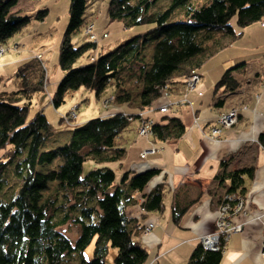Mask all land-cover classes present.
<instances>
[{"label":"trees","instance_id":"16d2710c","mask_svg":"<svg viewBox=\"0 0 264 264\" xmlns=\"http://www.w3.org/2000/svg\"><path fill=\"white\" fill-rule=\"evenodd\" d=\"M68 1V24L58 50L63 76L50 96L52 106L63 104L66 95L80 88L103 100L112 85L117 91L115 104L132 106L131 95L123 90L120 73L124 72L140 80L135 107L139 111H116L75 124L63 143L45 148L52 134L49 121L43 109L29 115L33 97L45 89V70L35 57L17 66L9 76L16 89L0 91V264H105L112 247L116 250L114 264H145L148 253L137 240L144 234L141 220L148 212L163 210V197L169 188L163 181L154 184L140 199L138 192L161 169H128L117 176L115 169L98 166L82 176V165L91 159L95 164L120 162V168L128 151L124 133L129 125L141 121L140 113L163 96L165 86L169 90L179 88L191 69H199L241 37L242 30L234 29L232 19L240 29L261 22L264 0H204L194 4L191 0H170L162 9H153L158 0H109L106 10L111 22L122 21L126 28L152 26L107 53L98 52L94 60L83 64L77 62L96 44L88 41L75 47L72 35L87 22L83 15L88 0ZM18 2L0 0V45H6L31 19L28 14L14 11ZM180 6L181 18L174 20ZM47 15V9L42 8L32 18L42 21ZM148 43L153 46L150 62L146 63L143 52ZM245 65L242 60L226 67L214 88L236 90L241 80L235 73L243 74ZM222 105L223 100L214 103L216 107ZM161 114L164 115L158 121L152 119L149 124V135L158 141L182 137L184 123L176 116ZM64 119L60 117V122ZM257 141L264 146V132ZM231 159L220 161L222 169L216 180L219 185L228 181L222 194L236 201L245 196V179L253 176L255 167L228 169ZM51 183L55 187L44 198L42 192ZM220 197L217 204L225 198ZM173 198L175 221L187 205L180 207L176 194ZM135 204L141 212L139 217L126 212ZM70 227L77 230L74 240L67 235ZM92 241V257L86 260L83 253ZM225 244L221 238L219 249L214 251L198 243L187 264H219Z\"/></svg>","mask_w":264,"mask_h":264},{"label":"crops","instance_id":"0c3cea01","mask_svg":"<svg viewBox=\"0 0 264 264\" xmlns=\"http://www.w3.org/2000/svg\"><path fill=\"white\" fill-rule=\"evenodd\" d=\"M86 21L91 19L86 17ZM258 24V29L264 33V25L260 22ZM119 43L102 42L100 44L103 48H98L97 52L105 53ZM39 53L34 52L29 55V58ZM17 58L10 55L7 58L4 55L0 58V60L3 59L0 63L1 78L2 70L6 65L12 64V71H14L25 60ZM237 60L239 58L235 57L222 59L220 64L212 68L214 71L211 76H206L208 74L206 69L198 70L200 81L196 89L186 93L191 105H180L168 111V115L176 116L184 123L185 130L182 137L158 141L152 136H137V127L134 123L131 130L133 134L130 135L129 132L128 135L132 139L127 144L128 151L125 159L122 160L120 168L111 167L115 169L117 176L128 169L141 171L149 167L159 168L162 172L160 177L153 180L143 192H149L154 184L163 180L168 184V191L171 192L167 208L163 203L162 211L148 212L141 220L146 225H154L149 233L137 237L138 242L148 253L145 264H187L192 249L199 242V236L215 231L217 201L219 195L227 190L228 184L226 181L219 185L216 176L222 169L220 161L230 157L232 159L228 162V169L247 165H253L255 168L253 176L245 179L244 183L246 212L233 218L235 223H242L244 229L228 237L219 264H264V255H262L264 146L257 143L259 135L264 132V60L263 63L253 66L245 61V72L235 73L240 80L244 78L236 90L229 91L223 87L215 89L214 85L226 67L242 62ZM42 61L46 64L45 55L42 56ZM59 78V73L54 72L50 83V77H48L45 82L46 92H42L40 96L51 98ZM47 86L52 89H48ZM14 89L16 88L13 87L12 90ZM182 89L183 84L179 88L172 89L168 99L179 100L183 94ZM198 91H202L201 96L197 94ZM216 100H223L222 107L214 106ZM165 102L166 97L161 96L153 102L149 110L143 113L146 117L158 121L164 115L158 113L159 106ZM118 107L121 110L117 111L126 113L139 111L136 109L137 111L127 112L123 110L122 105ZM234 107L239 111L237 122L234 126L220 128V135L213 139L210 136V129L217 126L215 121L218 114ZM108 112L111 113V111ZM66 128L68 131L71 130L70 127ZM152 147L155 148L154 152L140 156L142 151ZM174 194L178 198L180 207L187 205L185 212L175 221L172 219L171 209ZM141 196L139 195L138 198L140 199ZM130 211L131 216L139 217L141 214L138 205L137 209L132 208Z\"/></svg>","mask_w":264,"mask_h":264},{"label":"rangeland","instance_id":"374dc122","mask_svg":"<svg viewBox=\"0 0 264 264\" xmlns=\"http://www.w3.org/2000/svg\"><path fill=\"white\" fill-rule=\"evenodd\" d=\"M197 1L202 3L204 0H191L193 4L196 3ZM108 2L109 0H88L87 6L85 9V14L83 15V17L84 18L89 17L91 19L90 23L93 22V27H92V30L90 31L91 34H93V38H90L85 35V33L83 32V26H82L79 31H77L76 33L72 35V43L74 44L75 47L81 46L84 42H88V41L93 42L94 36L98 42V44H96L97 49L103 48V46L101 45L102 42H106V43L108 42L110 44L120 42L119 44H121L124 42L125 39L135 36V34L143 33L152 26L151 24H145V25H134V27L126 28L123 26L122 21L113 20L111 22L110 20H108V17H107L106 9H107ZM169 2L170 0H158L155 3L153 9L165 8V5H167ZM18 3L19 4L16 6L14 11L18 10L19 12L28 14L31 16V19L28 21L27 25L20 32H18V34H16L13 38L7 41L6 45H0L1 46L0 58L3 55L5 58H7V56L10 55L11 57H14V58L18 57L17 59L22 58L23 60L25 59L24 61H26L29 59L30 54H33L34 52H40L39 54H36V56L34 57L38 60L41 66H43L44 70L46 71L47 78L50 77V83L53 78L54 72L55 74L59 73V76H60L58 80L59 82L63 75L58 65V50L60 46L59 43L63 35V31L68 24L69 1L68 0H37V1L19 0ZM42 8L47 9L48 15L42 21L34 20L32 18L33 15L36 14L38 9H42ZM182 9H183V6H180L179 8H177L175 16H174V20L181 18ZM263 21H264V18L262 19L260 24H264ZM231 25H233L236 31L242 30V33L240 35L241 37L232 41L230 45L226 46L224 49H222L217 54L211 56L209 60H207L204 64L200 66L199 69H191L190 72H192L193 70H196L198 72V70L200 71V69L203 68L208 71V74H206V76H211L213 75V71H214L212 69L213 67H216L218 64H220V61L222 59L232 58V57L239 58V60L237 61L244 60L252 66L259 65V63H263L264 33L262 32V30L260 31L258 29L257 27L259 26L258 22L251 23V25L247 26L248 29L246 27L240 29L237 25H235V21L233 19L231 20ZM211 31L213 35H216L217 32H214L213 30ZM104 32L107 33L106 36L103 35ZM203 32H205V30H203ZM152 46L153 44L148 43L146 44V47L144 49L143 59L146 63L150 62L149 56L152 52L151 50ZM114 48H112L111 50H113ZM97 49L95 50L94 48L93 50L87 51L86 54L82 58L79 59L77 64H83L88 61L91 62L92 60H94L95 56L99 54L97 53L98 51ZM107 51H110V50H106L105 52L107 53ZM41 52L43 53V55H45V58L47 59L46 64L44 62L46 67L43 64V61H42L43 55ZM2 61L3 59L0 60V63ZM6 66L2 70V74H1L4 80L0 81V91H3V90L11 91L14 87L13 80L11 77H9L10 75L13 74L12 73L13 65L10 64L7 69H6ZM188 75H190V73ZM120 77L123 80L122 82L123 90L126 93H129L132 97V100H131L132 106L122 105L123 110L127 112L130 110H136L135 107L137 106L138 96L140 94L139 92L141 89L140 80H136L133 75L129 73H124V72L120 73ZM199 79L195 84L194 83L191 84L189 89L185 87L186 91L191 92V90H195L196 86L198 85L200 81ZM243 79H241L240 83L243 82ZM48 89L51 90L52 87H48ZM44 91L46 92L45 89L42 92ZM116 92L117 91H116L115 85L110 86L107 90V93L105 94L106 96L103 97L104 100L106 101L107 98L115 99ZM41 94L42 93L33 97L34 99L32 101L31 107L29 108L30 109L29 115L31 116L32 114L37 112L39 109H41V107L43 106L44 114L46 115V118L48 119L50 128L52 130V134L48 138L45 148L59 146L55 144L63 143L64 137L66 136L65 134L66 133L67 135L69 134V131L67 130L68 128L66 127H74L75 122L83 123L89 119H93L99 116H106V114L114 113V111H117L118 109L121 110V108L118 106L117 108H114L111 105L107 104V102L106 103L103 102L104 100L97 99L94 93L86 88L77 89L73 91L71 95H66L65 96L66 98L63 104L59 105L56 108L52 106V103L49 97L43 98L40 96ZM165 95L166 94H163V96ZM107 101H110V100H107ZM72 109H74L75 116L78 117V119H76L75 121H72V118H75V117L71 113L69 116L67 115L65 116V114H67ZM231 109L233 110L235 109L237 113L233 115V119L232 117H230L231 124L224 125V127L234 126L235 123L237 122L239 111L237 110L236 107L231 108ZM108 111H111V113H109ZM168 111L169 110L166 109L165 112L160 111V113H168ZM134 113H138V111ZM140 114H143L142 120L147 121L148 117H146L145 114L142 112ZM60 117H65L63 123L60 122ZM144 117H146V120H144ZM139 122L140 121L136 120L135 124L131 123V125H129L130 127L128 128V130L124 133V137L127 139L126 145L132 139L131 136H128V135H129V132H130V135L133 134V131H131L133 128V124L136 125L137 127L139 126L138 125ZM195 122L196 121L194 120V123ZM215 122L217 123V126L213 128H222V126L218 125L217 119ZM136 131H137V136H143V137L151 136L148 134V132L146 133V135H140L138 134L137 129ZM219 135H220V131H216L215 138H218ZM119 163L118 162H108V163L95 164L91 159H87V161H85L82 165V169H81L82 176L85 175L90 169L98 167V166L118 168ZM136 172H141V171H136ZM158 177H160V175L154 176L153 179L155 180ZM114 184H116V181L114 182ZM150 184L151 182H149L143 189L145 188L147 189ZM54 187H55L54 183H51L48 185L46 190L42 192L44 193V198H46V196L49 195L53 191ZM170 195H171V192L167 191L165 193V196L163 197L164 205L166 208L168 207V204L171 199ZM132 208L137 209V204L132 205L126 209V212L128 215H131L130 210H132ZM243 212L244 211H240L239 214ZM217 215H218V212L216 211V221H217ZM149 225H152L151 228H153L154 226L153 224H147V225L145 224L144 228H147ZM234 227H237V225H235ZM214 228L215 230H217L215 225H214ZM69 229L70 230L67 233V235H69L70 238L74 240L77 237L76 235L77 230L74 227H70ZM202 236H207V235H202ZM202 236H199V238ZM224 240L227 241L226 238H224ZM93 246L94 244L92 241L90 246L84 250L83 255H85L86 260L91 259L92 257L91 253H92ZM115 251L116 250L113 247L109 249L108 255L105 258V264H114L113 258L115 255Z\"/></svg>","mask_w":264,"mask_h":264},{"label":"built area","instance_id":"2783aa9c","mask_svg":"<svg viewBox=\"0 0 264 264\" xmlns=\"http://www.w3.org/2000/svg\"><path fill=\"white\" fill-rule=\"evenodd\" d=\"M264 23V21H263ZM104 36H106L105 34H103ZM90 38H93V34H91V32L89 33ZM0 50H1V46H0ZM40 56V55H38ZM199 79V76L197 74L196 70H193L192 72H190V75H188L185 79L186 81V88L189 89L191 84H195ZM166 94V92L164 93ZM112 99V98H111ZM114 101V99H112ZM185 101V100H183ZM104 102L108 104V101L104 100ZM159 111L165 112L166 108H159ZM229 114L228 116H220L217 118V122L219 126L224 127V125H229L231 124L230 122V117H232L233 119V115L235 113H237V111L234 109L229 110ZM146 120V119H144ZM152 122V120L149 118L147 119V121H143L141 119V121L139 122V126L137 128L138 130V134L140 135H146V133L148 132L149 134V129H150V123ZM216 131H219L218 128H213L211 130L212 136H215ZM234 202V204L232 205V203ZM231 203V204H230ZM244 208L243 206V200L242 198H238L236 201H234V197L227 195L225 198H223V200L221 202H219L217 204V221L215 222V226L217 228V230H215L214 232L207 234V236H202L199 238L200 242L203 244V246L205 248H210L214 251H216L219 248V243L221 241V238H227L229 236V234L231 233H235V232H239L241 229L240 227H234L228 224V220H229V215H234V214H238V212L242 211ZM152 225H149L148 227H151ZM223 236V237H221ZM263 250H262V254L264 255V245L262 246Z\"/></svg>","mask_w":264,"mask_h":264},{"label":"bare ground","instance_id":"6f19581e","mask_svg":"<svg viewBox=\"0 0 264 264\" xmlns=\"http://www.w3.org/2000/svg\"><path fill=\"white\" fill-rule=\"evenodd\" d=\"M262 25H264V24H262ZM92 27H93V22L92 23H90V21H87L86 22V24H84L83 25V32L85 33V35L86 36H88V37H90L89 36V33H90V31L92 30ZM104 34L106 35L107 33L106 32H104ZM92 42V41H91ZM93 42H95V44H98V42H97V39L95 38V36H94V41ZM97 48H96V46H95V50H96ZM98 53V52H97ZM101 53V52H100ZM96 57V56H95ZM197 74H198V76H199V78H200V75H199V72H197ZM187 77V76H186ZM186 77L184 78V84H183V89H182V91H183V94L181 95V97H180V99L179 100H169L168 98H169V95H170V91L171 90H169L168 89V86L166 87H164V89H165V91L164 92H166V95H165V97H166V102H165V104H163V105H161V106H159V108H163V107H165L167 110H169L170 111V109H172L173 107H180V105H191V102H188V100H187V96H186V93H188V92H190V91H186V89H185V84H186V81H185V79H186ZM45 81H47V76H46V71H45ZM44 87H45V85H44ZM197 94L199 95V96H201V94H202V91H198L197 92ZM51 99V98H50ZM104 100V99H103ZM107 100H110V101H108V104L109 105H111V106H113L114 108H117V106H118V104L116 105L115 104V102L112 100V99H109V98H107ZM183 100H185V101H183ZM104 102V101H103ZM77 107V106H76ZM41 109H43V112H44V108H43V106L41 107ZM40 110V109H39ZM228 110H231V108H229V109H227V110H223V112H221V113H219L218 114V116L217 117H219V115L221 116H228V114H229V112L230 111H228ZM159 111V110H158ZM70 113L75 117V118H72V121H75L76 119H78V117H76L75 116V113H74V109H72L71 111H69V113H68V116L70 115ZM142 119V118H141ZM140 119V120H141ZM149 119V118H148ZM151 119V118H150ZM152 120V119H151ZM195 121H196V119H194ZM136 121V120H135ZM134 121V122H135ZM139 121V120H138ZM197 122V121H196ZM195 122V123H196ZM76 123H78V122H75V124ZM84 123V122H83ZM74 124V125H75ZM78 124H82V123H78ZM216 124V123H215ZM214 125V124H213ZM213 127H215V126H213ZM213 127L210 129V136L214 139L215 138V136L213 137L212 136V133H211V130L213 129ZM70 128H72V127H70ZM218 130L220 131V128H218ZM64 141V140H63ZM257 143L259 144V141H257ZM155 151V148L154 147H152V148H150V149H147V150H144V151H142L141 153H140V156H144V155H147V154H151V152H154ZM146 169V168H145ZM133 170V169H132ZM134 172H136L135 170H133ZM162 173V172H161ZM161 173L159 174V175H161ZM158 175V176H159ZM152 179H153V177H152ZM157 179V178H156ZM154 180V179H153ZM153 180L152 181H150V182H153ZM164 181V180H163ZM144 192L142 191V192H138V194L139 195H142ZM145 193H147V192H145ZM225 195L226 194H220L219 196H223V197H225ZM221 198V197H220ZM219 198V199H220ZM238 198H242V200H243V206H244V208H243V210L242 211H244L243 213H245L246 212V206H245V199H246V197L245 196H239ZM164 203V202H163ZM216 207H217V205H216ZM237 215H239V212H238V214H234V215H229V220H228V224L229 225H231V226H235V225H237V227H240V229H241V231L244 229V227H243V224L242 223H235L234 221H233V218L235 217V216H237ZM264 226V225H263ZM152 228L151 227H147V228H144L143 229V232H145V233H149L150 232V230H151ZM240 232V231H239ZM239 232H235V233H239ZM231 234H234V233H231ZM231 234H229V236L231 235ZM228 236V237H229ZM226 238V240H228L229 238ZM198 243H200L202 246H203V244L199 241ZM204 247V246H203ZM206 250H212V249H210V248H205ZM219 249V248H218ZM217 249V250H218ZM224 249V248H223ZM262 250H263V248H262ZM224 251V250H223Z\"/></svg>","mask_w":264,"mask_h":264}]
</instances>
